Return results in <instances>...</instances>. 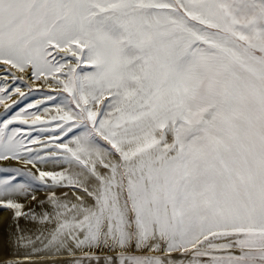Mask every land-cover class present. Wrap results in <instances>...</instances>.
I'll return each instance as SVG.
<instances>
[{"label":"snow or ice","instance_id":"snow-or-ice-1","mask_svg":"<svg viewBox=\"0 0 264 264\" xmlns=\"http://www.w3.org/2000/svg\"><path fill=\"white\" fill-rule=\"evenodd\" d=\"M0 107V264H264V0H0Z\"/></svg>","mask_w":264,"mask_h":264},{"label":"rangeland","instance_id":"rangeland-1","mask_svg":"<svg viewBox=\"0 0 264 264\" xmlns=\"http://www.w3.org/2000/svg\"><path fill=\"white\" fill-rule=\"evenodd\" d=\"M41 94L40 93H35L33 94V96L30 98L31 100H35L37 98H40ZM14 99H16V97H14ZM29 101H24V104L28 103ZM23 106V105H22ZM4 111L3 107H0V113H2ZM13 166H16V167H25L24 165H20V164H16L15 162H13ZM37 196H38V199H43V193H37ZM26 204L29 206V207H35L36 206V202H26ZM27 206V209L29 208ZM3 212V211H0V213ZM8 213V212H7ZM10 213V212H9ZM3 227V226H2Z\"/></svg>","mask_w":264,"mask_h":264},{"label":"bare ground","instance_id":"bare-ground-1","mask_svg":"<svg viewBox=\"0 0 264 264\" xmlns=\"http://www.w3.org/2000/svg\"><path fill=\"white\" fill-rule=\"evenodd\" d=\"M27 167H31V166H27ZM32 170L35 171V169H32ZM25 204H26V202H25ZM27 206L28 205L26 204L25 210H27ZM37 210H39V209L37 208ZM10 216H11V213H9V212L8 213L7 212H1L0 213V231L3 230V227H2L3 226V220L10 217ZM21 223L23 224V221H21Z\"/></svg>","mask_w":264,"mask_h":264}]
</instances>
